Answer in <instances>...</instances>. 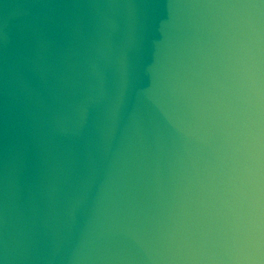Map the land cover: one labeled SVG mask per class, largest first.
I'll list each match as a JSON object with an SVG mask.
<instances>
[{"label": "clouds", "instance_id": "obj_1", "mask_svg": "<svg viewBox=\"0 0 264 264\" xmlns=\"http://www.w3.org/2000/svg\"><path fill=\"white\" fill-rule=\"evenodd\" d=\"M16 7L0 264H264V0Z\"/></svg>", "mask_w": 264, "mask_h": 264}, {"label": "water", "instance_id": "obj_2", "mask_svg": "<svg viewBox=\"0 0 264 264\" xmlns=\"http://www.w3.org/2000/svg\"><path fill=\"white\" fill-rule=\"evenodd\" d=\"M39 2V0H0V11H2V6L4 4H11L17 6L15 11L18 13H24L30 10V5ZM135 2H139V0H135ZM4 23L3 16H0V24ZM7 23L11 25L13 23V19L11 17L8 18Z\"/></svg>", "mask_w": 264, "mask_h": 264}]
</instances>
